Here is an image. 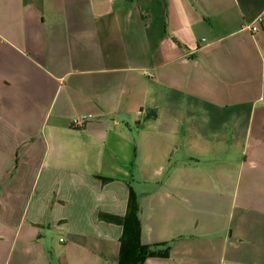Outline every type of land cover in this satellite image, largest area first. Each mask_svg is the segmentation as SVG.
I'll use <instances>...</instances> for the list:
<instances>
[{
  "label": "crops",
  "instance_id": "1",
  "mask_svg": "<svg viewBox=\"0 0 264 264\" xmlns=\"http://www.w3.org/2000/svg\"><path fill=\"white\" fill-rule=\"evenodd\" d=\"M131 188L145 264H264V0H0V264H118Z\"/></svg>",
  "mask_w": 264,
  "mask_h": 264
},
{
  "label": "trees",
  "instance_id": "2",
  "mask_svg": "<svg viewBox=\"0 0 264 264\" xmlns=\"http://www.w3.org/2000/svg\"><path fill=\"white\" fill-rule=\"evenodd\" d=\"M156 116V114H152ZM108 182V179H103ZM141 203L138 194L131 188L127 212L124 216L100 213L101 221L123 228L120 238L118 264H145L149 258H167L171 252L170 243L145 245L142 242Z\"/></svg>",
  "mask_w": 264,
  "mask_h": 264
},
{
  "label": "built area",
  "instance_id": "3",
  "mask_svg": "<svg viewBox=\"0 0 264 264\" xmlns=\"http://www.w3.org/2000/svg\"><path fill=\"white\" fill-rule=\"evenodd\" d=\"M249 28L252 30V32H256L258 30L256 26H249L248 29ZM92 119H93L92 115L89 114L77 116L72 119L71 127L77 130L84 129Z\"/></svg>",
  "mask_w": 264,
  "mask_h": 264
},
{
  "label": "rangeland",
  "instance_id": "4",
  "mask_svg": "<svg viewBox=\"0 0 264 264\" xmlns=\"http://www.w3.org/2000/svg\"><path fill=\"white\" fill-rule=\"evenodd\" d=\"M57 240V239H56ZM57 242H58V240H57ZM51 259V258H50ZM53 264L55 263V264H59V259H56L55 258V256L53 257L52 256V261H51Z\"/></svg>",
  "mask_w": 264,
  "mask_h": 264
}]
</instances>
